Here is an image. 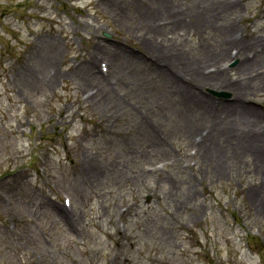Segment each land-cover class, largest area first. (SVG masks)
I'll return each mask as SVG.
<instances>
[{
	"label": "rangeland",
	"instance_id": "rangeland-1",
	"mask_svg": "<svg viewBox=\"0 0 264 264\" xmlns=\"http://www.w3.org/2000/svg\"><path fill=\"white\" fill-rule=\"evenodd\" d=\"M150 1L0 0V264H264V81L255 78L264 54L257 49L249 59L258 63L249 95L197 87L212 113L237 105L255 116L250 133L237 126L243 133L215 157L218 167L213 151L202 157L193 143L201 132L208 136L213 116L190 133L172 130L179 116L166 114L151 95L163 68L145 51L171 41L196 50L202 40L214 41L213 33L222 43L236 32L260 45L264 0H235L228 17L235 28L223 37L224 22L208 16L211 29L179 32L181 38L168 24L161 37L155 26L138 25L146 23L140 9ZM119 14L136 31L121 25ZM103 31L111 40L101 39ZM47 37L56 41L57 55L41 65ZM118 50L141 58L139 75L116 71L127 59L116 58ZM240 58L215 64L232 84L242 78ZM91 59L98 74L100 63L113 70L104 76L113 94L100 100H91L97 84L72 75ZM19 68H33L39 80L25 85ZM220 91L228 96H216ZM144 139L161 140L157 150L167 155L149 150ZM94 161L101 167L76 173ZM102 167L107 172L93 181ZM65 199L70 205L63 210Z\"/></svg>",
	"mask_w": 264,
	"mask_h": 264
},
{
	"label": "bare ground",
	"instance_id": "bare-ground-1",
	"mask_svg": "<svg viewBox=\"0 0 264 264\" xmlns=\"http://www.w3.org/2000/svg\"><path fill=\"white\" fill-rule=\"evenodd\" d=\"M131 1L133 5L144 4V0ZM179 1L181 0L150 1L147 8L140 9V12L142 13L140 19L146 23L139 22L138 25L148 24L149 28L155 26L156 32H154V34L161 37L167 33V31L162 32L163 29L167 28V25L164 28H162L161 25L163 23L168 24L174 27L175 30H178V32L175 33L176 38H181L179 32L187 34L191 30H203L204 32V30L211 29L208 16L224 22L225 26L220 33L222 37L235 28V23H233L232 19H228L230 13L233 11L235 0H192L191 4L188 6L180 5ZM154 2L156 11L152 12ZM198 11H202V13H199ZM118 20L121 25L136 31V27L128 22L131 21L128 16L119 14ZM213 35L215 36L214 41H211L209 38L202 40L199 42L196 50L193 48L188 49L183 43H173L172 41L170 42V45L164 42H157L152 51L150 50V44H148L145 50L146 52L150 51L151 54L148 56L151 58L152 64L155 65L156 68H161V66L163 68V70L158 69L161 72L160 76L163 77L157 81L155 89H149H151L150 92L154 89L151 92V95L154 98L161 100V107L159 105L161 110H165L166 114L173 113L179 116L178 121L173 125L172 130L178 128L180 131L185 130L190 133L196 130L200 119L203 121L208 118L210 119V117L213 116L210 119V122L213 125L210 126L208 136H206L207 133L201 132L199 140L197 142L195 140L193 141L198 149H202V157L207 156L213 151L214 155L211 161H214L216 156L221 155L222 149L224 151L226 146H232V143L237 141V138L243 133L241 131L242 128L245 127L246 132L250 133L251 129L256 127L257 124L255 123L253 112L245 111L237 105H227L223 110L225 111L224 114L220 112L218 108H215V111L212 113V110L209 109L207 105L209 103V98L203 95L197 87H209L213 89H221V87L228 88L227 90H232L233 96H244L255 92V89L257 88L255 84L257 82L260 80L264 81V70L255 77L258 80L257 82L250 81V78L254 76L252 75L253 66H257L258 63L254 59L249 60L255 56L257 49H260V52L264 54V40L261 41L259 45V43H248V40L246 39L241 38L240 40V36L233 37V35L230 40L226 39L222 43V41L219 40L218 35L215 33H213ZM42 45L45 49L43 52L39 51L40 57L38 59L41 61V65L51 63L52 60L55 61L57 55L56 41L47 37L43 40ZM253 46H255L254 50L251 49ZM163 47L169 48L164 49ZM34 52L35 51H33V53ZM113 53H118L116 58L127 57V59L118 61L115 64V69L120 75L123 74L132 78L139 75V73L136 74L137 70L145 67V64L139 61L141 60L140 57L130 54L128 55L124 53V51L122 52L119 50L113 51ZM235 56H241L238 65L241 67L240 73L242 74V78L232 84L230 82L232 79H229L228 76L225 75L226 71L221 72L220 66H215V64L218 61H223V63H225L227 59ZM206 63H210L214 67L206 66ZM94 64V61L91 59L89 62L81 66L82 69L80 66L76 68L72 72V75H75L77 80H80L83 85L87 82L97 84L99 93L92 96L91 100H100V97L113 94L110 85L112 81L110 80L108 82L107 78L102 75L100 70L99 75ZM102 70H105V68L103 67ZM106 72H108L107 77H110L111 73H113L110 64H108V70H106ZM20 74H22V81L25 85L31 84L30 82H32V80H39L40 76V74L34 71L33 68H19L16 71V75ZM169 81L173 87L168 89ZM132 94L136 95L137 93H134L133 91ZM97 95H99L98 98H96ZM240 98L241 97H239V99ZM237 103L239 102L237 101ZM131 107L134 108L135 104L132 103ZM145 109L146 113L151 114L150 109ZM240 124H242L241 129L237 127ZM255 131L257 134L258 129ZM251 140L247 142L251 143ZM132 141L133 136H131V142ZM143 142L147 144L149 150L152 152H161L162 156L167 155L166 152L157 150L158 145H161V140L144 139ZM213 142L215 143L213 144ZM213 145L214 148L212 147ZM123 158L126 159V154H124ZM215 162L217 166L220 167L219 159H215ZM93 163H95V165L82 166L81 170L76 171V173L82 174L89 169L92 171L90 166L101 167V165L95 161ZM127 164L128 163L125 160L121 171L125 170ZM100 172L105 173L107 172V169L102 167L101 171L95 173L93 181ZM134 176L135 174H132L128 179H135ZM128 184L131 187L137 185L134 181ZM138 184L141 183L138 181ZM168 189L172 191L176 199L179 200L180 197L177 191L174 190L172 183L169 185ZM64 210H66L65 207Z\"/></svg>",
	"mask_w": 264,
	"mask_h": 264
}]
</instances>
